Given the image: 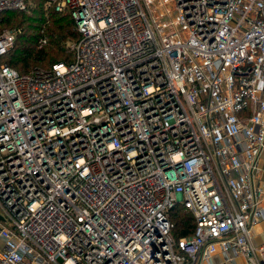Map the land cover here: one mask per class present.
<instances>
[{
    "label": "built area",
    "instance_id": "built-area-1",
    "mask_svg": "<svg viewBox=\"0 0 264 264\" xmlns=\"http://www.w3.org/2000/svg\"><path fill=\"white\" fill-rule=\"evenodd\" d=\"M175 1L186 38L148 0H50L74 60L0 61V264H264V0Z\"/></svg>",
    "mask_w": 264,
    "mask_h": 264
},
{
    "label": "trees",
    "instance_id": "trees-1",
    "mask_svg": "<svg viewBox=\"0 0 264 264\" xmlns=\"http://www.w3.org/2000/svg\"><path fill=\"white\" fill-rule=\"evenodd\" d=\"M49 1L28 0L26 8H8L0 11V33L6 31L4 26L9 24L16 14L38 13L31 18L27 16V19L40 23L33 28L38 27L41 34H27L21 31L13 46L0 57V61L13 66L21 74H30L36 69L50 70L56 62L74 60V51L67 43L80 36L76 21L70 10L58 11L54 3L48 5ZM41 46H48L49 49H40ZM170 217L174 223L172 233L175 238L194 231L195 217L183 204L175 205L170 210Z\"/></svg>",
    "mask_w": 264,
    "mask_h": 264
},
{
    "label": "rangeland",
    "instance_id": "rangeland-1",
    "mask_svg": "<svg viewBox=\"0 0 264 264\" xmlns=\"http://www.w3.org/2000/svg\"><path fill=\"white\" fill-rule=\"evenodd\" d=\"M148 5L152 19L158 24V26L164 27L163 35L167 39L171 37H179V36L182 38L187 37L185 27L177 21L179 14L176 8L175 0H148ZM145 6L148 11V6L146 4ZM36 14L38 15V13H32V14L29 13L27 15L16 14L12 18L11 22L9 24H6V26H4V29L6 31L14 32L16 37L21 31L27 34L30 33L41 34V31L38 30V27L37 29L33 28V26H39L40 23L35 22L34 20L27 19L28 18L27 16L31 18L37 16ZM172 20L176 21V23L166 27V23ZM71 43L72 41H69L67 45L71 47ZM32 47H34V45H32ZM39 48L40 49L43 48V50L49 49L48 46L45 47L41 46Z\"/></svg>",
    "mask_w": 264,
    "mask_h": 264
},
{
    "label": "crops",
    "instance_id": "crops-1",
    "mask_svg": "<svg viewBox=\"0 0 264 264\" xmlns=\"http://www.w3.org/2000/svg\"><path fill=\"white\" fill-rule=\"evenodd\" d=\"M254 230L257 233V236H255L254 239L256 241H264V221L260 222L257 226H255ZM225 256V253L219 252L213 259L217 263L220 262V264H229L225 261Z\"/></svg>",
    "mask_w": 264,
    "mask_h": 264
}]
</instances>
